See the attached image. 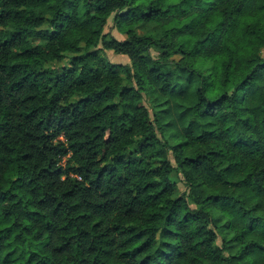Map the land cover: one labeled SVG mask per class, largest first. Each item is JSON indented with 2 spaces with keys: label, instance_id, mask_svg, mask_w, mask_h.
<instances>
[{
  "label": "clouds",
  "instance_id": "1",
  "mask_svg": "<svg viewBox=\"0 0 264 264\" xmlns=\"http://www.w3.org/2000/svg\"><path fill=\"white\" fill-rule=\"evenodd\" d=\"M0 264H264V0H0Z\"/></svg>",
  "mask_w": 264,
  "mask_h": 264
}]
</instances>
